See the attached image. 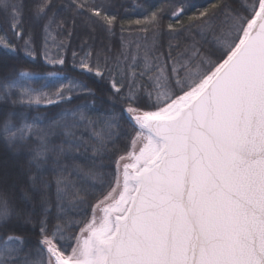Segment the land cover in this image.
<instances>
[{
	"label": "snow or ice",
	"instance_id": "6c2138e0",
	"mask_svg": "<svg viewBox=\"0 0 264 264\" xmlns=\"http://www.w3.org/2000/svg\"><path fill=\"white\" fill-rule=\"evenodd\" d=\"M167 4L0 0V264H264V0Z\"/></svg>",
	"mask_w": 264,
	"mask_h": 264
},
{
	"label": "trees",
	"instance_id": "16d2710c",
	"mask_svg": "<svg viewBox=\"0 0 264 264\" xmlns=\"http://www.w3.org/2000/svg\"><path fill=\"white\" fill-rule=\"evenodd\" d=\"M123 2L126 4V6L128 8V12L130 13V16H129L130 19H136L142 15V6L143 7L151 6V8L153 10H155L156 8L162 7V6L165 8L168 7L167 0H123ZM208 2H209V0H196V3H198L199 5H206ZM59 3L62 5L64 3V0H59ZM168 22H169L168 18L165 17V20H164L165 25ZM186 22H187V18H185V23ZM122 35H123L124 41L129 42L133 46L132 47L133 52L135 51L134 44L136 42H139L141 45H144L145 43H147L151 39V33L144 34V33H141L137 30H132L131 32L125 31ZM145 35H147L148 41H146L144 39ZM120 38H121V34L118 33V35L113 39V45L115 48L119 47ZM49 47H50L51 54L55 55L57 49L55 48L54 44L51 41H49ZM4 51H6V50H0V55H2ZM42 55H43L42 51L38 50L37 55H36V62L37 63H42ZM69 58H70V54H69ZM19 63L27 66L26 58L23 56L22 53L20 54ZM34 70H39V69H34ZM47 70L59 71L60 69L57 67L55 69L48 68ZM64 72L68 76L75 75V73L71 70L70 65L67 63L65 65ZM83 79L86 82L91 83V81L87 80V77H84ZM41 84H42V82L34 81L32 86L33 87H40ZM25 86H27V85H25ZM97 106L99 107V105H97Z\"/></svg>",
	"mask_w": 264,
	"mask_h": 264
}]
</instances>
